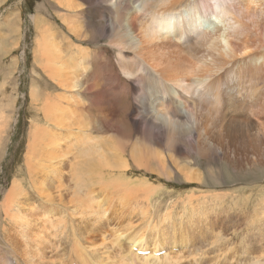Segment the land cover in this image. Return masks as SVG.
Wrapping results in <instances>:
<instances>
[{"label":"bare ground","instance_id":"obj_1","mask_svg":"<svg viewBox=\"0 0 264 264\" xmlns=\"http://www.w3.org/2000/svg\"><path fill=\"white\" fill-rule=\"evenodd\" d=\"M49 1L55 18L50 17L53 14L34 17L39 35L35 39L34 57L46 77V87L52 91L40 93L32 87L30 98L32 101L45 99L42 114L46 124L58 127L73 123L80 126L82 132L90 129L91 139L81 136L82 141L91 144L80 151L83 159L71 168L72 181L93 155L95 160L90 161L91 167L111 172L107 186L123 187L127 194L119 197L116 192L100 193V197L81 183L70 191L68 186H54L50 176L47 184L51 192L61 193L45 196L41 214L47 222H43L41 231L46 224H50L51 229L53 221L49 217L58 214L59 223L70 230L67 238L76 264L107 261L109 257L97 256L93 247L98 240L103 242L114 234L109 229L114 220L120 222L119 218L129 217L126 208L134 203L135 192L149 197L159 190L148 182L153 180L168 182L176 188L190 187L191 195L185 196L183 206L191 205L193 211L185 207L182 213L186 218L180 213L171 227L159 226L153 232L154 250L146 252L148 256L143 261L138 252L147 250L144 234L136 233L128 238L127 264H158L155 256L166 244H161L163 238L219 236L225 234L226 226L238 229L240 222L239 226L234 224L239 220L246 222L242 227L244 235L253 232L248 236L255 238H248L247 245L239 249L243 247L246 255L263 251V244H255L259 243L261 234L264 236V198L261 195L264 186L241 182L259 175L258 182L264 183V0ZM95 37L104 40L95 42ZM8 102L0 104V138L10 119L5 110L13 106L12 100ZM40 133L30 128L27 163L33 152V140ZM126 157L129 159L123 160ZM204 163L216 165L208 171L210 182L205 179V172L200 171ZM136 173L142 178L133 186L127 179ZM53 175L59 176L60 171ZM227 183L244 196H239L237 200L241 201L226 212L239 209L241 213L235 215L234 212V220L229 219L233 215H225L230 222L218 226L222 211H212L213 207L209 212L199 210L206 202L202 199L200 205L193 206L194 201L204 198L195 197L193 192L224 190ZM20 192L19 186L12 185L0 207L10 227L11 223L20 227L19 233L14 229L17 234H9L4 228L0 264H11L15 256L20 260L16 258L15 264H47L40 259V254L31 259H36L34 263L24 259L25 253L38 252L41 235L30 226L36 218L35 208L12 212L10 199ZM259 194L260 200L252 207L257 214L247 217L254 196ZM226 197L227 194H211L216 202ZM69 207L86 216L91 212L94 221L85 216L75 221L71 214L74 212L69 214V211L70 219L66 220L68 217L61 211ZM164 215V218H173L172 211ZM143 216L139 211L135 214L137 218ZM51 238L56 239L54 234ZM188 241L180 240L181 243ZM47 242L51 244V239ZM133 245L139 248L132 250ZM51 246L48 259L59 263L64 259L60 260L64 255L59 249L61 242L56 239ZM205 254L202 252L199 258L202 260ZM120 255L124 256L121 252ZM166 258L164 256V262L168 261ZM250 264H261L260 259Z\"/></svg>","mask_w":264,"mask_h":264},{"label":"rangeland","instance_id":"obj_2","mask_svg":"<svg viewBox=\"0 0 264 264\" xmlns=\"http://www.w3.org/2000/svg\"><path fill=\"white\" fill-rule=\"evenodd\" d=\"M51 1L54 2L53 0ZM48 2L50 3L49 0H0V104L3 106L10 103L8 101H13V106L5 110V113L8 112L10 114V119L0 138V207L3 203V197L7 196V192L11 190L12 185L19 186L21 188V192L17 194V196L10 199L14 208L12 212L14 213L20 208H35L36 218L35 220L31 221L30 226L33 232L40 233L41 235V246L38 252L25 253L26 257L24 259L28 263H34L36 262V259H31L40 254V259L44 260L47 264H76V262H74L75 258L72 252V245L69 243L67 238V236H70V230L68 226L65 227L64 224L59 223L60 218L58 217V214L49 217V220L53 221L52 228L49 229L50 224H46L45 228L41 231L43 222H47L44 216L41 214L44 203H46L45 196L47 194H50L51 196H58L61 193L51 192V187L47 184L48 177L51 176V178L54 179V186H68L67 188L70 191L75 188L77 183L85 184L100 197L102 196L100 193L113 194L114 192L117 193V196L122 197L127 194V191L123 187L111 189L107 186V181L110 178L111 172L107 169L99 171L95 167H91L90 161L95 160L93 155L89 156L83 167L75 174L73 178L74 181H72V177L70 176L71 168L76 167L77 162L80 159H83L81 157L83 153L80 151L91 144L87 143L84 139V141H82L81 136H83L85 139H91L92 134L90 129L85 128L87 131L82 132V128L73 123H71V126L59 125L58 127L46 124L44 122V115L42 114V108L45 99L39 98L32 101L30 98L29 91L32 87L36 88L40 93H49L52 91L50 88L46 87V77L39 70L38 64L34 57V50L36 47L35 39L39 38V35H37V28L34 25V17L36 15H42L45 17L53 14V17H50L53 19L55 18V13L53 12L54 9ZM49 5L51 7H49ZM93 40L95 42H102L104 39L95 37ZM30 128H36L41 133L38 135V138L33 140V152L30 154L27 163L25 155L27 154V143L30 138ZM128 159L129 157L123 158V160ZM181 164H184V162ZM214 166L216 165H210L207 163H204L203 166H200V171L205 172V179L208 182L212 181L208 171H211V168ZM191 168L196 170L194 167ZM57 171H60V175L54 176L53 174H55ZM175 172L176 175H178L177 169H175ZM176 175H173L174 179L176 178ZM223 175L225 176L224 170ZM141 178L142 175L136 173V175H132L129 179H127V181L132 182V185L134 186L138 184ZM258 178L259 175L249 176L241 183L243 185H253L259 187L264 186V183L258 182ZM148 182L154 187H158L159 190L149 197L141 192H135L133 194L134 203L126 208V215L129 217L127 219L119 218L120 222L114 220L110 224L109 228L110 230H113L114 234L103 242L98 240L96 245L93 247L95 254H98L97 256L109 257L107 264L128 263L127 259H125L127 258L125 253L128 252L127 245H130V243L127 244L128 238L132 237L136 233L144 234L145 244H148V247L146 248L147 250L145 252H152L155 246V244L152 242L154 239L152 237H155L153 236V232L159 229V226L163 227L164 229L171 227L173 225L171 223H173L176 218V221H178L177 215L179 216L180 213L183 214L184 218H186L185 214L182 213L183 208L187 207L189 212L193 211V207L191 205L183 206V203H185L187 200L185 198L191 195V190L189 189L190 187L176 188L172 184L164 181L149 180ZM226 187L227 188L224 190L215 191L213 189L211 191H202L199 193L197 191L193 192L195 197L204 196V198H199V201H194L192 204L196 207L198 204L200 205L202 199H204L206 203L200 205L199 210L209 212L213 207L212 211H219V213L222 211L220 213V217L222 219L220 218L218 220V226H226V224L230 222L228 221V218L225 217V215H233L229 217V219L231 218L234 220V216L241 213V210L239 209H236L238 211L231 209V211H228L229 213L226 212L229 208H231V206L233 207L241 201L237 200L238 198L244 196L238 192L237 189L232 190L230 184L228 185L227 183ZM46 188H48V191L45 190ZM256 191L257 194L258 188ZM215 193L219 195L227 194L228 197H226L223 201L216 202L211 198V194ZM261 195H263L262 198H264V194ZM259 197L260 194L259 196H254L256 202L253 201L251 203L250 213L249 211L246 213L247 217L257 214V210L255 211L254 208L252 209V207L257 204V199L260 200ZM67 200L68 199L66 197L65 201ZM53 205L56 207H62L58 204ZM115 207L118 208V205H115ZM70 209L72 210V207H69L68 210L66 209V211L65 209H62L61 211L64 217H68L66 220L70 219L69 214L74 212L71 214L72 219L75 221H79L81 216H85L88 218L87 220L94 221V215L91 212H88V216H86L81 212L71 211ZM1 210L3 211L2 208H0V211ZM130 210H132L131 213ZM262 210L263 207L259 208L258 214H260ZM138 211L144 213L142 218L135 217V214H137ZM167 211L173 212V218L171 216H169V218H164V213ZM223 211H225L226 214ZM212 217H214V214ZM66 220H64L65 223H67ZM80 223L84 225L85 222ZM237 223L240 225L238 229L228 228L226 226L224 227L226 228V231L224 230L225 234L219 236L210 235L208 237L202 238L199 236L191 237L184 235L181 237L176 235L174 239L163 238V240H161V244H166H163L162 250L157 251L155 256V258H158L157 263L169 264L170 262V264H233V262H235L234 264H250L252 260L259 258L260 263L264 264V250L254 252L251 255H246L242 252L243 247L247 245L248 238L254 240L255 238L248 236L253 235V232L244 235L245 231L242 227L246 225V222L239 220L234 224V226H237ZM252 225H254V222H252ZM11 226L12 227H10L9 220L5 218L4 213L2 214L1 212L0 246L3 245V238L5 235L4 228L8 230L9 234H17L14 232V229H16L19 233L20 227L17 226V224L11 223ZM146 228H148V231H146ZM149 229H152L153 231ZM234 229L236 230L233 231ZM119 233L121 234V238L119 237V241H116L117 236L120 235ZM52 234H54L58 242H61V247L59 249L62 251V253L64 252V255L62 258L60 257V260L63 258L65 259H63L64 261L61 260V263H55L51 261L54 259H48L49 255H51V244L56 241V239L51 238ZM32 239L34 240L35 237L32 236ZM48 239H51V244H48ZM182 239H187L189 241L186 243H181L180 240ZM156 241L157 240H155V242ZM260 243L264 246V236L262 234L259 243L255 245L259 246L261 245ZM58 245H60V243H58ZM255 245L251 243V246ZM240 246L243 247L239 249ZM135 248L136 246L133 245L132 250ZM235 248L239 251L237 250V252L234 250ZM124 249L127 251H124ZM122 250L124 252H122ZM226 250H228V254H226ZM120 252L124 256H121ZM202 252H206V254L201 260L199 256ZM147 256L148 254L140 255L138 252V257L141 258L142 261L146 259ZM164 256L165 258L167 257L166 259L169 262H166L168 263L163 261ZM195 256L197 259L195 258L194 260L193 258ZM15 257L19 260L17 256ZM178 257L180 258V262ZM234 257L235 259H233ZM16 258H13L15 262L17 261ZM14 261H12L11 264H15ZM107 261L103 260L100 264H103ZM237 261L238 263H236ZM95 262L96 261H94V263ZM149 262L152 263V260H149Z\"/></svg>","mask_w":264,"mask_h":264}]
</instances>
